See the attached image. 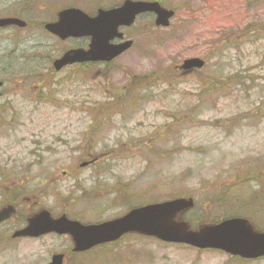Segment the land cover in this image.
I'll use <instances>...</instances> for the list:
<instances>
[{"label":"rangeland","instance_id":"rangeland-1","mask_svg":"<svg viewBox=\"0 0 264 264\" xmlns=\"http://www.w3.org/2000/svg\"><path fill=\"white\" fill-rule=\"evenodd\" d=\"M124 1L13 0L9 5L3 0L0 12L29 3L25 19L41 22L63 8L94 13ZM163 6L176 11L170 28L156 29L153 18H141L126 31L133 49L107 67L42 70L40 59L21 61L30 52L20 43L28 40L25 33L0 39V67L13 54L18 58L8 65L11 97L0 104V208L18 206L14 222L0 227V264H48L53 255L72 249L66 239L12 241L23 220L41 210L95 224L135 207L194 198L196 209L186 219L204 224L242 216L264 231V3L163 0ZM254 33L259 40L252 44ZM50 47L51 60L64 45ZM193 58L206 67L179 71ZM144 86L155 87L150 97L144 90L141 97L131 93ZM139 98L137 106L128 105ZM93 158L97 163L81 167ZM67 264L264 260H232L128 236Z\"/></svg>","mask_w":264,"mask_h":264},{"label":"water","instance_id":"water-1","mask_svg":"<svg viewBox=\"0 0 264 264\" xmlns=\"http://www.w3.org/2000/svg\"><path fill=\"white\" fill-rule=\"evenodd\" d=\"M154 13L156 26L169 27L173 11L163 9L159 3L126 1L121 8L100 11L95 19H89L78 10L70 9L59 14L57 24L47 25V29L62 39L88 35L92 37L91 48L85 51H70L54 63L57 71L76 63L110 62L128 50L132 43L112 46L110 41L121 38L118 29L130 26L137 15ZM23 26L18 19L0 20V27ZM204 62L189 59L182 69H201ZM87 166L83 164L82 167ZM194 207L192 199H175L158 204L147 205L130 211L120 219L98 225H82L68 220L65 216L53 219L48 211H42L28 219L27 227L15 234L24 237H39L48 233L69 234L73 237L76 252H84L101 244L118 240L125 234L137 233L153 237L165 243L186 244L197 249L220 250L243 259L264 257V233L254 231L244 219H230L216 225H206L192 231L189 224L179 217ZM15 209L9 206L0 211V224L8 220ZM50 264H62V257H54Z\"/></svg>","mask_w":264,"mask_h":264},{"label":"flooded vegetation","instance_id":"flooded-vegetation-1","mask_svg":"<svg viewBox=\"0 0 264 264\" xmlns=\"http://www.w3.org/2000/svg\"><path fill=\"white\" fill-rule=\"evenodd\" d=\"M149 1H152V2H157L156 0H149ZM8 3L9 5H11L13 3V0H10V1H7L4 3L6 4ZM253 3H259L258 1H253ZM74 6V5H72ZM121 6V4L119 5ZM118 6V7H119ZM3 0H0V9L3 8ZM117 7V6H116ZM71 8V7H70ZM74 8L76 9H79L81 11H83L88 17L90 18H95L97 16V13L100 9L102 10H109L111 8H105V7H99L96 12L94 13H89V12H86L84 11L81 7L78 8L77 6H74ZM114 8V7H112ZM30 9V6H29V3H25V5L21 8V9H16V10H13L10 11L9 13L5 12V11H1L0 12V20L2 19H19L21 21H24V25L23 26H19V25H9V26H5V27H0V35H2L0 37L3 38L4 36H14L17 34V32H20L21 34L22 33H25L26 36L28 37V40L25 42V41H21L20 43L22 44H25L27 43L30 47V52H29V55H25V57H22L21 61L23 59L25 60H35V59H40L42 60V67L41 69L42 70H46V71H49V65H51L53 71L55 73H57L53 67V64L56 60H58L59 58L62 57L63 54H65L66 52L68 51H71V50H82V51H88L90 49V45H91V42H92V37L88 36V35H80L79 37H75V38H68V39H65V40H62L60 39L59 37H57L56 35L50 33L48 30H47V25L49 24H52V23H56L58 21V14L59 12L63 11V10H66L68 9L67 8H63L61 9L60 11H57L55 13V17L49 19V20H46V21H29V20H26L25 17H24V13L25 11H28ZM176 12V11H175ZM154 18L152 15H142L140 17L137 18V21L136 23L141 19V18ZM144 28H147V26H144ZM254 28H257V26H254ZM131 28H121L120 29V32L123 34V40H113L111 41V45H117V44H120L122 42H125V41H128V40H132L131 38H129V36L127 35L126 31L130 30ZM250 26L248 27V30H246L244 33L245 35H247L249 32H250ZM254 32V31H253ZM6 34H9V35H6ZM256 33L253 34V38H252V44H255L257 41H258V38H256ZM227 35H224L223 38H226ZM12 38V37H10ZM239 39V38H238ZM51 42H57L59 44H62L64 45V48L62 49L61 53L56 57V58H53L50 60V57H47V55L49 54V49H51L50 47V44ZM239 44H235L234 46H238ZM20 46L18 44V50H19ZM228 48V46H227ZM218 50V48H216V51ZM41 51V55L38 54V52ZM131 51V50H130ZM129 52V51H127ZM126 52V53H127ZM220 52H223V51H220ZM220 52H218L216 54L217 55H220ZM13 57H16V54H13ZM13 57H9L8 61L6 60L5 63L7 64L6 67L3 66V67H0V104L4 103L7 101V99L9 97H11V94H8L6 91V87H7V83L9 82V76L13 74V72L11 71V67H9L8 65L12 66L11 65V60H17L16 58H13ZM47 60L45 61L44 59ZM18 61V60H17ZM115 62V61H114ZM114 62L112 63H99V62H84V63H79V64H75L73 66H77L79 68H94V67H97V66H103V67H107V66H110L112 65ZM25 64V63H23ZM47 64V66H46ZM71 66V67H73ZM67 68H70V67H67ZM65 68V69H67ZM64 69V70H65ZM196 72V71H194ZM7 78H8V81H7ZM12 102H11V105H14V101L13 99L11 98ZM11 100H8V101H11ZM7 105H10V103H6ZM0 113H1V110H0ZM0 118H1V115H0ZM59 143L63 144V142L59 141ZM65 145V144H63ZM0 179H1V176H0ZM46 182H50V178L47 177L46 179ZM8 205H13L16 209V215L11 219L9 220L8 222L4 223L3 225H6L7 223H10V222H14L17 214H18V206L15 205V204H10V203H5L1 208H4ZM28 218V217H27ZM27 218H25L23 220V222L21 223L24 224L22 227H18L16 228L12 235H11V239L12 241H42V240H45L47 238H54V239H66L68 242H69V245L72 247V249L70 250V248H68L66 251L64 252H61V253H57L55 255H58V254H61L62 257H63V260H62V264H67V261L72 258V257H85V256H88V255H92V254H98V251L102 250V249H105L107 247H113L115 245H117L119 242L117 243H113V244H107V245H102V246H99V247H96L90 251H87V252H84V253H77L76 251L74 252V244H73V241H72V238L70 236H59V235H56V234H51V235H46V236H43V237H40V238H35V239H29V238H21V237H17V238H13V235L17 232V231H20L21 229H23L25 226H26V223H27ZM3 225H1L0 227H2ZM20 225V224H19ZM1 230V229H0ZM12 231V230H10ZM126 238V237H125ZM124 239V238H123ZM122 239V240H123ZM54 256V255H53ZM52 256V257H53Z\"/></svg>","mask_w":264,"mask_h":264},{"label":"trees","instance_id":"trees-1","mask_svg":"<svg viewBox=\"0 0 264 264\" xmlns=\"http://www.w3.org/2000/svg\"><path fill=\"white\" fill-rule=\"evenodd\" d=\"M158 1H160V0H158ZM236 47V46H235ZM236 49H237V47H236ZM154 80H155V78L154 77H151L149 80H148V82L152 85L153 84V82H154ZM159 81V80H158ZM155 89V87L154 86H149L148 88H146V86H144V88H142V89H138V90H136V89H134V90H131V93L133 92V91H137L138 93H140V95H139V97H141V94H142V90H144V96L149 92L150 94H148L147 95V97H150L152 94V91ZM216 90H219L218 88H216ZM151 91V92H150ZM134 96H136L135 94H134ZM131 102H129L128 103V105H135V106H137V104H138V102H139V100H140V98L139 99H129ZM87 156V155H86ZM94 159V158H93ZM92 159V160H93ZM239 182H241V181H239ZM194 212V211H193ZM185 217V216H184ZM224 218H229V216L228 217H218V219H216V220H210V221H208L209 223H217V222H220L221 220H223ZM186 219V218H185ZM187 221L189 222V223H191V225H193V226H198V225H201V224H203L202 222L201 223H195L194 221H192L190 218L189 219H187ZM204 224H206V223H204Z\"/></svg>","mask_w":264,"mask_h":264}]
</instances>
